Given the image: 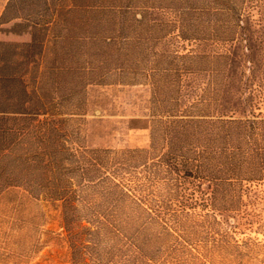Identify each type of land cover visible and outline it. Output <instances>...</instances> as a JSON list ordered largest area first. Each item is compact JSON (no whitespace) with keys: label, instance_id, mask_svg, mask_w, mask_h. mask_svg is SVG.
I'll list each match as a JSON object with an SVG mask.
<instances>
[{"label":"trees","instance_id":"obj_1","mask_svg":"<svg viewBox=\"0 0 264 264\" xmlns=\"http://www.w3.org/2000/svg\"><path fill=\"white\" fill-rule=\"evenodd\" d=\"M108 80L151 86L147 148L83 143L81 83ZM261 107L264 0H7L0 14V191L60 202L69 264H113L101 236L169 232L199 198L230 209L221 198L264 180Z\"/></svg>","mask_w":264,"mask_h":264},{"label":"rangeland","instance_id":"obj_2","mask_svg":"<svg viewBox=\"0 0 264 264\" xmlns=\"http://www.w3.org/2000/svg\"><path fill=\"white\" fill-rule=\"evenodd\" d=\"M6 2L0 0V14ZM45 45L43 65L58 47L52 34ZM48 77V72L41 77L46 87ZM80 88L82 107L74 118L84 144L147 148L153 114L147 82L85 81ZM220 203L230 209H213L199 198L176 222L166 219L172 224L169 232L158 223L138 232L132 228L126 240L101 236L100 246L113 247L107 257L113 264H264V180H244L235 196ZM64 233L59 201L23 186L0 191V264H69ZM135 237L138 252L130 242Z\"/></svg>","mask_w":264,"mask_h":264}]
</instances>
